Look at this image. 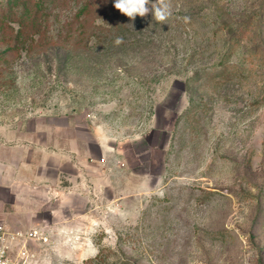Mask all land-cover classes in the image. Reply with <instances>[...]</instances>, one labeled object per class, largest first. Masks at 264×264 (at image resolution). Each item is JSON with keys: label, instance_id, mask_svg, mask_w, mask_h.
Masks as SVG:
<instances>
[{"label": "rangeland", "instance_id": "1", "mask_svg": "<svg viewBox=\"0 0 264 264\" xmlns=\"http://www.w3.org/2000/svg\"><path fill=\"white\" fill-rule=\"evenodd\" d=\"M114 3L0 0V176L9 144L73 167L23 182L30 264H264V0Z\"/></svg>", "mask_w": 264, "mask_h": 264}, {"label": "crops", "instance_id": "2", "mask_svg": "<svg viewBox=\"0 0 264 264\" xmlns=\"http://www.w3.org/2000/svg\"><path fill=\"white\" fill-rule=\"evenodd\" d=\"M6 149L9 153L13 154V158L15 157L16 160L12 162H8L6 166L8 169L5 171L3 170V174L0 176V184L2 188H0V194L3 196L4 203L7 205V215L3 218V220L11 225L14 229L23 230L26 226H33L31 228H37L39 226H43L42 222L44 221L40 214L37 213L35 217L34 215L28 217V215H24L21 212V203L18 200L19 195H21V187H23L24 181H46L43 186L45 188L48 183L55 189L58 188L59 182V175L65 172L67 175L73 173L72 164L70 165L71 161L63 155H53L50 153H43L35 150L34 147L29 148L26 145H14L9 144L6 145ZM50 154V157L46 164L44 165L41 162L42 158H46V156ZM68 160V161H65ZM80 164H83V161L77 159ZM70 162V163H68ZM36 165H38L36 167ZM35 187V186H34ZM43 188V187H42ZM66 188V187H65ZM34 189V188H33ZM38 189H41L39 186ZM53 189V188H52ZM66 190V189H65ZM57 193H61L56 191ZM71 199L74 197H70ZM54 223V222H52ZM49 224L48 226H53ZM55 223H57L55 221ZM54 223V230H57L58 225ZM56 228V229H55ZM30 229V228H29Z\"/></svg>", "mask_w": 264, "mask_h": 264}, {"label": "built area", "instance_id": "3", "mask_svg": "<svg viewBox=\"0 0 264 264\" xmlns=\"http://www.w3.org/2000/svg\"><path fill=\"white\" fill-rule=\"evenodd\" d=\"M47 241L42 227L18 230L0 222V264H30V243Z\"/></svg>", "mask_w": 264, "mask_h": 264}, {"label": "clouds", "instance_id": "4", "mask_svg": "<svg viewBox=\"0 0 264 264\" xmlns=\"http://www.w3.org/2000/svg\"><path fill=\"white\" fill-rule=\"evenodd\" d=\"M114 7L132 20L137 16L143 18L151 12L153 18L163 24L171 15L169 0H155V3L152 0H115ZM122 43L123 38L117 37L115 44L120 45Z\"/></svg>", "mask_w": 264, "mask_h": 264}, {"label": "trees", "instance_id": "5", "mask_svg": "<svg viewBox=\"0 0 264 264\" xmlns=\"http://www.w3.org/2000/svg\"><path fill=\"white\" fill-rule=\"evenodd\" d=\"M234 46H230V50L232 51ZM232 53V52H231ZM221 72L224 76L227 77H235L243 75L245 71V67L242 63H232L230 61H222L221 63ZM198 105L196 106L193 101L190 109L188 110L189 115H196L198 111ZM86 264H107L106 259L104 258L103 252H100L95 259L88 261Z\"/></svg>", "mask_w": 264, "mask_h": 264}]
</instances>
